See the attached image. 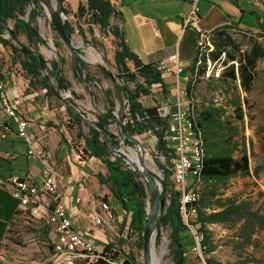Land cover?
<instances>
[{
    "label": "rangeland",
    "instance_id": "374dc122",
    "mask_svg": "<svg viewBox=\"0 0 264 264\" xmlns=\"http://www.w3.org/2000/svg\"><path fill=\"white\" fill-rule=\"evenodd\" d=\"M80 3H83V0H64L62 4L64 14L60 11L56 0H38V5L32 2L27 7L26 14L18 17L28 25L34 24L37 27L40 37L45 41L44 45L34 39L29 40L23 31L18 35L17 40L13 41L9 32L14 29V20L6 22L5 30L0 34V38L8 41L15 48L23 46L31 49L48 62V67L51 61L62 58L61 70L69 83V89L57 90L54 79L47 77L50 85L59 92L63 99L60 101L54 94L45 93L53 121L59 125H70L66 113L68 109L83 117L88 124L98 123L99 118L109 117L111 114L113 119L110 117L107 119L105 129L108 138L117 142L116 147L111 148L117 153L111 152L110 157L115 159L119 155H124L129 158L130 150H136L140 143L152 160V162H146L147 165L149 164L148 167L156 169L150 175L158 184V190L161 193L160 181L163 176L159 166L163 164V158L156 151L154 137L149 132H145L130 137L132 145L124 142L126 138L122 127L128 121V105L122 92L123 82L114 79L113 54L116 41L111 35L105 36L100 33L97 28H93L92 34L88 33L86 19L77 15ZM30 12L35 14L34 22H31L29 18ZM56 14L61 15L62 24L70 23L74 29L70 36L71 49L63 44L54 29L52 18ZM111 24L119 26L116 17L111 20ZM79 28L82 33H79ZM228 35L239 45L242 52L249 51L253 44H259L264 49V38L259 35V31L250 19H243L240 28H233ZM73 49L79 50L84 69L77 67L75 63L77 55L72 51ZM7 58L15 64L21 60V55L19 52L14 53L9 46L0 43V62L4 63ZM224 58L223 56L215 64L212 63L208 77L199 76L196 79L192 99L187 95L179 98L181 103L190 102L196 110L212 105L222 108L224 111L222 120L227 122L228 128H232L227 133L231 131L232 142L238 145L233 157H239L240 151L243 150L248 156L250 175L232 177L219 183L200 184L201 201L198 205L206 214L221 210L217 202L233 207L240 206L242 209V213L231 215L225 223L206 225L207 232L204 237L207 238L206 243L210 250L209 259L215 264H264V57L256 61L251 71L252 81L246 90L241 85L240 79L231 82L221 78V73L225 72L226 67L230 65V63L224 65ZM235 65L237 66V63ZM129 67L132 69L131 64ZM45 74L47 76V73ZM168 76L170 75L163 77L164 83L168 84L170 80V84L176 85L174 81L171 83V78ZM183 77L189 79V76ZM36 84L41 86L37 82ZM128 87L133 88L132 85ZM183 87L186 88V84L183 83ZM107 92L110 94L107 95ZM154 94L160 95L157 92ZM108 100L113 102V108L109 107ZM154 100L153 97L140 98L144 107L159 106ZM169 100L173 101L174 98L170 97ZM162 104L168 105L163 101ZM238 110H240L241 119L238 118ZM53 121L48 120L46 123L51 125L54 124ZM87 130L88 125L83 122L84 133ZM67 136L70 147L79 151L83 143L82 140L76 138L75 130L67 131ZM125 165L131 167L130 164L125 163ZM255 170L258 172L257 177L253 175ZM140 180L147 186L146 211L150 213L151 193L145 179L140 178ZM211 190H215L216 195L205 197ZM227 200H231V204ZM165 203L167 202H164L163 206L158 208L153 215L154 224L150 236V253L156 258L161 257L159 264H171L168 251L170 231L156 227L158 216L164 209ZM124 231L126 238L122 239L124 240L122 246L116 245L118 261L131 256L135 264H146L143 256L142 236L132 232L128 227ZM29 233L30 230L21 225L6 234L5 241L0 246V264H47L45 257L36 253V245H33L34 242ZM158 236L159 241L157 242ZM51 251L48 249L46 254L49 255ZM186 255L188 262H197L194 255L189 253L188 247ZM149 264H152V259Z\"/></svg>",
    "mask_w": 264,
    "mask_h": 264
},
{
    "label": "trees",
    "instance_id": "16d2710c",
    "mask_svg": "<svg viewBox=\"0 0 264 264\" xmlns=\"http://www.w3.org/2000/svg\"><path fill=\"white\" fill-rule=\"evenodd\" d=\"M38 5V0H0V34L5 30L6 22L14 20V29L9 32L13 41L17 40L21 31L27 34L28 39H34L38 43L45 44L40 37L37 27L23 22L19 16L26 14L27 7L31 3ZM57 5L62 13L65 14L62 4L64 0H56ZM230 4L237 10L236 17L230 21L228 25L216 28L209 33V40L212 45V51L209 53L211 62H216L224 56V65H227L226 71L221 73V78L235 82L240 79L244 90L252 81L251 71L255 67L257 60L264 57V49L259 44H253L249 51L242 52L228 35L233 28H240L243 19H250L259 31V35L264 38V1L254 0V8H246L242 0H228ZM77 15L86 19L88 33H93V28H97L103 35H111L116 41V47L113 54V62L115 65L114 79H119L124 86L122 92L125 95L128 105V121L125 130L128 137L140 135L149 132L155 139V148L157 153L163 158V164L160 165L162 171L161 194L160 198L164 200V209L157 219V229H169V245L168 251L171 264H186L187 247L190 245V237L186 227L183 225L179 213L178 195L174 191L171 183V161L174 158V150L167 143V119L161 118L157 113V106L144 107L140 102V98L151 95L152 89H162L164 91L163 76L164 74L153 64H144L129 49L124 32L123 19L117 11L111 0H83L77 8ZM34 12H30L29 18L34 22ZM117 18L119 26L111 24L113 18ZM66 36L70 39L74 29L70 23L62 24ZM79 33L82 30L79 28ZM0 42L5 46H9L14 53L19 52L21 57V67L26 78L39 83L46 93L53 95L48 82L43 76L47 73V77L54 79L57 90L66 91L69 89V83L64 78L61 70L63 63L62 58L53 60L49 63L43 60L41 56L36 55L31 49L20 46L15 48L8 41L0 38ZM194 46L197 47L195 40ZM55 47H57L55 45ZM76 55L75 63L79 69H84V62L79 57V50H72ZM197 51H195L194 61L187 69L189 72V81L186 83V95L193 98V85L199 76H204L206 65L203 64L195 73V62L197 61ZM203 59V58H202ZM237 63V66L235 65ZM132 65V69L129 67ZM132 85L133 88H129ZM110 93L107 92V95ZM110 108H113V102L107 101ZM235 105V103H234ZM238 118L241 119L240 110ZM69 117V124H66L68 132L75 130L76 138L82 140L83 146L78 151L81 161L87 162L89 159H96L106 169V173L95 175L98 183L105 186L114 199L125 212L127 227L139 236L143 235L146 207H147V186L140 180L119 157L112 159L108 153L107 146L114 148L117 142L103 135L94 127H89L86 133L83 131V122L80 116L74 114L72 110H66ZM224 111L218 106H207L200 110H196L191 104V127L198 134L201 141L202 160L200 174L198 177V201L194 206L196 209V217L194 224L198 226V230L206 234V225L225 223L231 215L242 213L240 206L233 207L223 205L217 202V206L221 208L218 212L206 214L200 203V184H211L223 182L229 178L236 176L250 175L248 165V156L246 152L240 151L239 157L234 158L233 153L237 151L238 145L232 142L233 134L231 131L227 133L231 127H227V122L222 120ZM113 119V116L109 114ZM109 117L99 118L98 123L106 128L107 119ZM105 142V144H104ZM125 144L132 145L127 139ZM254 177L258 176V172H253ZM215 190L207 192V196L214 197ZM231 204V200H227ZM18 203V202H17ZM247 213V212H245ZM18 212L15 214L17 215ZM250 216L254 217L252 214ZM9 222L8 233L12 228L17 226ZM207 238L204 237V243L207 246V252L210 254L209 247L206 243ZM159 236L157 237V242ZM215 264L214 262L210 261ZM96 264H135L134 258L129 256L118 261V251L112 244L105 245L97 257Z\"/></svg>",
    "mask_w": 264,
    "mask_h": 264
},
{
    "label": "crops",
    "instance_id": "0c3cea01",
    "mask_svg": "<svg viewBox=\"0 0 264 264\" xmlns=\"http://www.w3.org/2000/svg\"><path fill=\"white\" fill-rule=\"evenodd\" d=\"M111 1L123 19L126 43L142 63H168L169 57L176 54L183 65V76L190 75L187 69L191 67L195 57V34L190 29H183L190 0ZM242 1L246 8L255 7L254 0ZM249 4L250 7H247ZM236 14L237 10L228 0H200L198 25L201 30L211 32L228 25ZM21 60L15 64L10 58L4 63L0 62V79L6 87L8 98L20 102L17 110L28 122L27 132L33 151L36 153L42 150L49 156L54 171V191L60 195V204L65 209L72 229L80 233L90 230L92 242L98 251L108 244H112L115 249L117 244L122 246V239L126 238L124 230L127 220L121 206L95 177L97 173H106L104 165L93 158L87 162L80 160L78 151L69 145L66 124L59 125L53 121L45 97L46 90L37 86L35 79L30 80L24 76ZM168 77L171 78V83L175 82L173 75ZM169 82L170 80L166 84L163 79L164 91L152 89L148 97H153L156 105L165 102L174 111L175 84ZM156 92L160 95L156 96ZM170 97L174 100L170 101ZM48 120L54 124L46 123ZM2 134L4 138L1 137ZM26 152L27 146L16 138L14 126L8 127L0 107V246L5 241L9 222L14 218L13 223L16 226L22 225L30 230L29 236L34 242L33 245H36V253L45 257V262L49 264L53 252L49 255L46 252L48 249L52 250L54 234L46 218L39 221L32 219L19 209L17 201L4 189V184L13 175L27 182H40L43 163L29 158ZM41 201L50 205L48 198ZM105 208L110 210L112 217L103 219L101 225H92V219L104 217ZM14 229L15 227L12 228ZM186 264L198 262L186 260Z\"/></svg>",
    "mask_w": 264,
    "mask_h": 264
},
{
    "label": "built area",
    "instance_id": "2783aa9c",
    "mask_svg": "<svg viewBox=\"0 0 264 264\" xmlns=\"http://www.w3.org/2000/svg\"><path fill=\"white\" fill-rule=\"evenodd\" d=\"M200 0H190L189 10L183 22V29H190L195 34L197 42V61L195 73L203 64L206 65L204 76L208 77L209 69L216 62H211L209 53L212 45L209 33L199 28L198 5ZM203 58V59H202ZM170 63V64H168ZM168 63L156 65L164 75L175 77L176 100L175 110L169 105L157 106V113L161 118L167 119V143L174 150L171 161V183L178 195L179 213L183 225L190 237L189 253L194 255L198 264H213L210 262L204 236L194 224L196 217L195 205L198 201V177L200 174L202 151L198 134L191 127V103H181L179 98L186 95V84L189 79L183 77V65L176 54L169 57ZM20 102L10 100L4 83L0 79V107L6 117V124L14 126L15 136L27 146V156L43 163L40 172V182L32 183L15 175L11 176L4 184L6 192L18 202L19 209L28 214L32 219L39 221L46 218L47 224L54 234L52 241V259L49 264H96L98 251L91 238V231L85 233L74 231L65 209L60 204V195L54 191V171L49 162V156L44 151L34 152L27 132L28 122L22 118L17 110ZM6 130L8 129L3 125ZM4 138V134L1 135ZM50 199V205H45L41 200ZM123 215L125 212L123 211ZM112 214L104 209V217L92 219V225H101L103 219H110Z\"/></svg>",
    "mask_w": 264,
    "mask_h": 264
},
{
    "label": "water",
    "instance_id": "95a60500",
    "mask_svg": "<svg viewBox=\"0 0 264 264\" xmlns=\"http://www.w3.org/2000/svg\"><path fill=\"white\" fill-rule=\"evenodd\" d=\"M33 2V1H32ZM52 24L54 26V29L56 31V33L58 34V36L60 37L61 41L63 42V44L67 47L71 49V42L70 39L66 36L64 29L62 27V22H61V15L60 14H56L55 17L52 18ZM43 76L45 77V79L48 82L49 88L51 90V92L54 94V96L59 99L60 101H63V99L61 98V95L59 94L58 91H56L49 82V79L47 78L46 74L43 73ZM73 112V111H72ZM74 114H76L75 112H73ZM78 115V114H76ZM80 116V115H78ZM82 122H84L86 125H88L89 127H94L97 130H99L104 136L107 135L106 129L101 126L99 123H91L88 124L86 123L85 119L83 117H81ZM123 134L124 137L130 142L131 139L130 137L127 136L126 130H125V126L123 124ZM105 144V142H104ZM108 149V153L109 155L111 154V152H115L116 151L112 150L109 146H107ZM119 158L121 160H123L125 163L130 164L131 167H129L135 174H137L139 176V178L141 179H145L148 188L150 190L151 193V202H150V208L151 211L150 213L147 212L146 214V218H145V226H144V232L142 235V248H143V256H144V260L146 264H149L150 259H151V253H150V236H151V232H152V227L154 224V218L153 215L154 213L158 210V208H161L164 204V200L162 198H160V192L158 190V187H156L157 183H154L152 177L150 174L147 173H141L140 171H138L135 166L128 160V158L124 155H119ZM158 185V184H157Z\"/></svg>",
    "mask_w": 264,
    "mask_h": 264
},
{
    "label": "bare ground",
    "instance_id": "6f19581e",
    "mask_svg": "<svg viewBox=\"0 0 264 264\" xmlns=\"http://www.w3.org/2000/svg\"><path fill=\"white\" fill-rule=\"evenodd\" d=\"M129 149H128V151H129ZM129 153L130 154L128 155L129 156L128 160L135 166V168L138 171H140L141 173H147V174H151V172H153V173L155 172L156 169H153L152 167L151 168L148 167L149 164L147 165L146 162L147 161L148 162H152V160L146 154V152L144 151V149L142 148V146L140 145V143L138 144L136 150H130ZM156 187H158L157 184H156ZM151 256H152V258H151L152 259V264H159V262L161 260L160 259L161 257L156 258L155 255H151Z\"/></svg>",
    "mask_w": 264,
    "mask_h": 264
}]
</instances>
